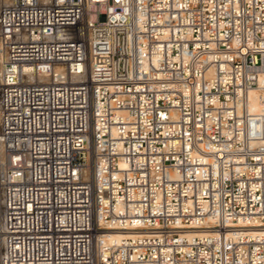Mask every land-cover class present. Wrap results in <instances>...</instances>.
I'll return each instance as SVG.
<instances>
[{"label":"built area","instance_id":"2783aa9c","mask_svg":"<svg viewBox=\"0 0 264 264\" xmlns=\"http://www.w3.org/2000/svg\"><path fill=\"white\" fill-rule=\"evenodd\" d=\"M0 55V264H264V0H0Z\"/></svg>","mask_w":264,"mask_h":264},{"label":"bare ground","instance_id":"6f19581e","mask_svg":"<svg viewBox=\"0 0 264 264\" xmlns=\"http://www.w3.org/2000/svg\"><path fill=\"white\" fill-rule=\"evenodd\" d=\"M1 57V55H0ZM249 99H250V104L251 106L257 108V109H261L264 105V95L263 92L260 90H257L255 88H251V90L249 91ZM2 161V156H1V150H0V163ZM115 233V235H118L119 232L115 231L113 232Z\"/></svg>","mask_w":264,"mask_h":264}]
</instances>
